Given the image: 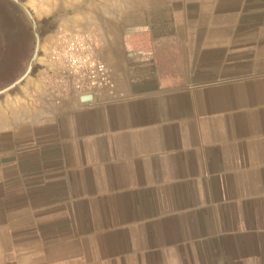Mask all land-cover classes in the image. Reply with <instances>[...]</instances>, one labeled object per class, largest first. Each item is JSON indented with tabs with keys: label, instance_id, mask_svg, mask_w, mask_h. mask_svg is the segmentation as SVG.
<instances>
[{
	"label": "crops",
	"instance_id": "1",
	"mask_svg": "<svg viewBox=\"0 0 264 264\" xmlns=\"http://www.w3.org/2000/svg\"><path fill=\"white\" fill-rule=\"evenodd\" d=\"M74 1L90 102L0 0V264H264V0Z\"/></svg>",
	"mask_w": 264,
	"mask_h": 264
},
{
	"label": "built area",
	"instance_id": "2",
	"mask_svg": "<svg viewBox=\"0 0 264 264\" xmlns=\"http://www.w3.org/2000/svg\"><path fill=\"white\" fill-rule=\"evenodd\" d=\"M99 37L92 32L59 30L49 46L52 66L51 96L57 101L68 97L98 96L113 90L106 64L98 56Z\"/></svg>",
	"mask_w": 264,
	"mask_h": 264
},
{
	"label": "rangeland",
	"instance_id": "3",
	"mask_svg": "<svg viewBox=\"0 0 264 264\" xmlns=\"http://www.w3.org/2000/svg\"><path fill=\"white\" fill-rule=\"evenodd\" d=\"M17 1L21 2L20 0ZM21 3L27 8L34 21V23L28 22L27 30L29 47H31L28 57L30 64L34 53H36L35 59L38 56L41 59V53L49 56V46L54 38L55 28L59 24L68 27L70 13L75 9L73 5H77V3L74 0H25ZM12 12L13 20L18 21L17 17L14 16L16 13L14 8Z\"/></svg>",
	"mask_w": 264,
	"mask_h": 264
},
{
	"label": "water",
	"instance_id": "4",
	"mask_svg": "<svg viewBox=\"0 0 264 264\" xmlns=\"http://www.w3.org/2000/svg\"><path fill=\"white\" fill-rule=\"evenodd\" d=\"M15 1L16 3H18L20 6H22L17 0H13ZM38 40V39H37ZM31 71V67L28 68V71L26 72L25 75H27L29 72ZM18 83V81L16 82ZM16 83L12 84L9 88L13 87ZM9 88H6L4 90H2L1 92L5 91V90H8ZM92 100V97L91 96H84V97H81V101L82 102H90Z\"/></svg>",
	"mask_w": 264,
	"mask_h": 264
},
{
	"label": "bare ground",
	"instance_id": "5",
	"mask_svg": "<svg viewBox=\"0 0 264 264\" xmlns=\"http://www.w3.org/2000/svg\"><path fill=\"white\" fill-rule=\"evenodd\" d=\"M6 126V125H5ZM1 128V127H0Z\"/></svg>",
	"mask_w": 264,
	"mask_h": 264
}]
</instances>
